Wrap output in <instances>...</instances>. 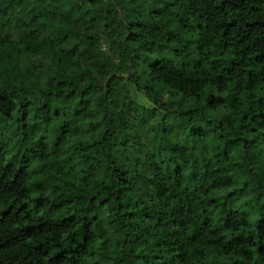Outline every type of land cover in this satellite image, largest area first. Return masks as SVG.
<instances>
[{
	"label": "clouds",
	"instance_id": "obj_1",
	"mask_svg": "<svg viewBox=\"0 0 264 264\" xmlns=\"http://www.w3.org/2000/svg\"><path fill=\"white\" fill-rule=\"evenodd\" d=\"M0 264H264V0H0Z\"/></svg>",
	"mask_w": 264,
	"mask_h": 264
}]
</instances>
